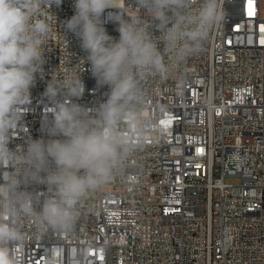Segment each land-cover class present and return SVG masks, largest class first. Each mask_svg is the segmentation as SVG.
<instances>
[{
  "label": "built area",
  "instance_id": "obj_1",
  "mask_svg": "<svg viewBox=\"0 0 264 264\" xmlns=\"http://www.w3.org/2000/svg\"><path fill=\"white\" fill-rule=\"evenodd\" d=\"M219 3L223 19L202 49L167 79L143 81L151 123L139 146L85 195L70 233L25 221L23 242L10 247L17 264H264V0ZM120 5L140 14L134 0ZM73 15V0H63L39 17L50 24L41 49L48 75L31 88L10 148L44 135L49 78L79 69L85 92L77 102L106 99L79 39L60 24ZM104 26L119 38L115 23Z\"/></svg>",
  "mask_w": 264,
  "mask_h": 264
},
{
  "label": "clouds",
  "instance_id": "obj_2",
  "mask_svg": "<svg viewBox=\"0 0 264 264\" xmlns=\"http://www.w3.org/2000/svg\"><path fill=\"white\" fill-rule=\"evenodd\" d=\"M62 3L0 0V264H17L10 247L23 242L25 221L73 230L85 195L113 178L149 128L143 81L175 73L224 16L219 0H134L138 15L120 0H73L74 15L60 24L79 39L87 53L81 60L97 85L107 86L106 99L91 107L77 102L85 92L79 69L49 78L44 135L28 134L10 148L30 110L31 88L48 75L41 49L50 24L39 17ZM107 22L117 25L118 39Z\"/></svg>",
  "mask_w": 264,
  "mask_h": 264
},
{
  "label": "rangeland",
  "instance_id": "obj_3",
  "mask_svg": "<svg viewBox=\"0 0 264 264\" xmlns=\"http://www.w3.org/2000/svg\"><path fill=\"white\" fill-rule=\"evenodd\" d=\"M225 181L229 183H238L241 181V177L238 175H228L225 176ZM94 201V197L92 196V193H90V196L86 199V203L88 205L92 204Z\"/></svg>",
  "mask_w": 264,
  "mask_h": 264
}]
</instances>
